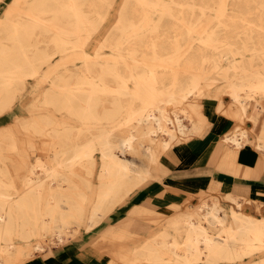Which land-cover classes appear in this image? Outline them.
Listing matches in <instances>:
<instances>
[{"label": "bare ground", "instance_id": "6f19581e", "mask_svg": "<svg viewBox=\"0 0 264 264\" xmlns=\"http://www.w3.org/2000/svg\"><path fill=\"white\" fill-rule=\"evenodd\" d=\"M113 5L13 0L0 18V116L31 85L33 99L28 116L0 127V175L8 178H0V264H24L45 251L44 239L64 243L124 208L159 178L177 146L206 135L202 100L222 91L234 109L220 101L218 110L237 124L215 161L243 177L264 169V159L255 170L238 164L246 144L264 158V0H122L114 27L99 38ZM106 48L114 55L105 61ZM58 64L75 66L61 72ZM6 144L35 160L6 155ZM11 170L27 174L18 181ZM226 198L230 211L218 199L202 201L147 235L139 230L160 216L135 207L96 246L110 264L242 263L264 251V217L252 216L238 195Z\"/></svg>", "mask_w": 264, "mask_h": 264}, {"label": "rangeland", "instance_id": "374dc122", "mask_svg": "<svg viewBox=\"0 0 264 264\" xmlns=\"http://www.w3.org/2000/svg\"><path fill=\"white\" fill-rule=\"evenodd\" d=\"M113 1L114 5L112 7L109 6V19L108 17L107 19H105V22L100 27V31L97 34L99 38L102 37L101 34L103 31L105 33L106 28L110 29L114 27L115 22L117 20V10L119 7V3H121L122 0ZM11 3L13 4V0H4V2L0 3L1 19H5V14H7V6ZM100 54L101 55L99 59L102 60L106 59L104 56L114 55V53L107 48L102 50ZM57 60H59L58 57H56L53 62L55 63L57 62ZM79 61H83V59H80ZM79 63L80 62H77L76 68L81 66V64ZM74 66L75 65L73 64H60L58 68L62 72L66 68ZM224 84L225 83L223 82L220 83L217 89H221ZM47 85L48 83H45L44 86L48 87ZM31 86L28 92L21 96V98L14 105L10 112H7L4 115L0 116V127H7L8 125H10L11 122H14L15 118L18 116L29 115L27 108L31 105L33 101L29 92ZM215 95L216 94L204 98L202 102L205 112L209 115V117L212 116L210 118L214 128L219 131V114L227 116L225 112L218 110L220 101L224 103V107H226L224 108L225 111L234 109V106H232L228 94L224 93L223 91L222 93H220L219 96ZM23 99H26L25 104H22ZM250 111H253V109L250 108ZM55 114L60 117L68 115L66 111H58L55 112ZM228 117L230 116L228 115ZM185 122L188 124V121ZM75 125H80V122H76ZM246 128H248V126H246ZM217 130H214L215 136L212 139L208 136H204L202 138L192 139L190 143L184 145V147L177 146V150L175 149L174 159L163 160L164 168L160 178L155 179L152 184H150L147 188L141 191L142 193L136 192L134 194V197L135 195L136 197L134 199H130L127 202L124 208H128L129 211L136 209L135 207L138 208L140 206L141 208L146 204V202H150L151 205L148 206L152 207L154 211H156L154 212L155 215H157L155 217L160 216L158 220H147L145 222V226L147 228L141 231L143 235L149 234L152 230L159 231L161 229H164L168 217H170L174 212H186L189 210L196 209V207H198L202 201H205L207 204L211 205L213 204L214 199H218V201L220 200L221 205L226 211H230V209L233 207V204L226 198V192L220 186H215L211 184L212 179H210V177H215V179H217L216 183L219 184V170H222L232 175V173L226 168L219 167L217 162L215 161V155L217 153V149L219 148V133ZM37 143V145H40L39 139H37ZM19 145L22 147L21 144ZM221 145H225V143H222ZM3 147H5L4 153L6 155L7 153H12L15 158L19 161H27L28 163H31L35 160V154H30L24 158L23 155L18 154L19 152L12 151L10 145L6 144L3 145ZM44 158L48 159V157L45 155ZM5 160L6 164H8L9 166L10 164H12L10 159ZM10 173L11 176H15L13 170H11ZM26 174V170H22L14 178L19 181V179H24ZM0 178L6 177L0 175ZM187 185L198 188V190H195L190 193L185 188V186ZM237 195L239 196V200L243 207L246 208V210L252 216L256 218L264 217V192H260L257 196L253 195L252 197L244 193H239ZM177 204L180 205V208L173 210L172 206ZM125 210L126 209H124L123 212L116 211L115 213L111 214V216H109L107 219L103 220L102 223L95 230L89 233L83 232L74 237H70L64 243H59L55 241L53 242L52 237L44 239L43 243L46 247L45 251L42 253H37V255H35L31 260L26 261L24 264H43L44 261L46 263H49L51 260H54L52 264H73L75 259L78 261V264H110L109 255L102 252L96 246V241L102 232H104L107 228H109L113 223L116 222L117 218H123L127 216ZM163 214H165V216H163ZM261 259H264V251H260L249 258L246 257L242 263L239 262L238 264H250L253 261H259Z\"/></svg>", "mask_w": 264, "mask_h": 264}, {"label": "crops", "instance_id": "0c3cea01", "mask_svg": "<svg viewBox=\"0 0 264 264\" xmlns=\"http://www.w3.org/2000/svg\"><path fill=\"white\" fill-rule=\"evenodd\" d=\"M207 116H208L209 124H208L207 132H206L205 136H208L209 138L212 139L215 136L214 130L216 131L217 129L214 128V126L211 122V119H210L211 116L209 117L208 114H207ZM235 124H236V121L233 118L228 117L226 115L219 114V131L217 130L219 133V144L223 143L222 142L223 137L225 135H227L228 133H230L234 129ZM248 128H251L250 124H248ZM245 146H246V149H245ZM221 147H223V145H221ZM252 148H254V149H252ZM262 155H263V151L258 150L255 145L246 144L238 152V164L241 167H243L245 170L246 169L247 170H250V169L255 170L257 165H258V162L260 160L264 159L262 157ZM160 176H159V178H160ZM210 179H212L211 182L220 186L226 192V194H228V193L235 194L236 193V195H237L239 193H244V194H247V195L252 197L253 195L257 196L258 193H260V192H264V180H263L264 179V169L262 172H260L258 174H254V175L246 176V177H243L240 175L237 176L234 174L230 175V174H228L222 170H219V180H218L219 184L216 183L217 179H215V177H210ZM148 186H145L144 188L138 190L137 192L138 193L141 192L142 190H144ZM185 188L190 193L195 191V190H198V188H195V187L189 186V185L185 186ZM135 197H136V195H135ZM148 205H151L150 202H146V204L144 206H148ZM149 207L150 206H148V208ZM150 208H152V207H150ZM124 209H126L125 211L127 213V216L123 217V218L122 217L117 218L116 222L111 225L112 227H116L120 223L126 222L128 217L131 216L130 215L131 210L129 211L128 208H121L120 209L121 212H123ZM139 231H142V230H139ZM53 261L51 260L49 263H46L44 261L43 264H52ZM77 262L78 261L75 259L73 264H78ZM56 264H58V263H56Z\"/></svg>", "mask_w": 264, "mask_h": 264}]
</instances>
